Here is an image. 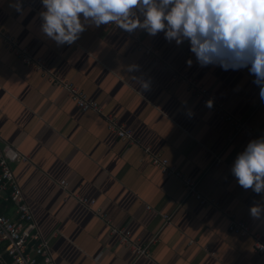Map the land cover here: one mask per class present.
<instances>
[{
    "label": "crops",
    "instance_id": "1",
    "mask_svg": "<svg viewBox=\"0 0 264 264\" xmlns=\"http://www.w3.org/2000/svg\"><path fill=\"white\" fill-rule=\"evenodd\" d=\"M22 6L31 9L23 19L9 0H0V28L141 141L121 140L103 114L82 111L62 86L22 63L0 39V137L29 157L15 165V176L56 264H264L251 237L228 230L234 214L254 232H264V223L248 214L260 198L237 186L229 173L236 153L251 138L234 137L233 127L174 76H195L261 135L264 103L247 71L200 68L187 43L178 48L162 33L129 37L108 25L87 30L71 47L56 48L37 38L39 20L33 17L39 0H23ZM138 41L153 44L165 67L139 51ZM132 63L140 66L136 76L151 79V91L141 92L140 81L123 70ZM182 99L193 108V118L184 114ZM145 147L198 181L201 193L218 205L189 197L179 179L152 164ZM217 156L223 159L219 166ZM78 197L94 200V207ZM5 211L16 216L12 205ZM112 227L128 229L134 244H120ZM149 243V254L138 257L135 245Z\"/></svg>",
    "mask_w": 264,
    "mask_h": 264
},
{
    "label": "clouds",
    "instance_id": "2",
    "mask_svg": "<svg viewBox=\"0 0 264 264\" xmlns=\"http://www.w3.org/2000/svg\"><path fill=\"white\" fill-rule=\"evenodd\" d=\"M39 4L33 22L39 20L37 38L46 44L71 47L87 30L109 24L129 37L162 33L168 44L179 48L187 43L200 68L246 70L264 103V0H39ZM22 5L23 0H9L21 19L31 11ZM194 61L188 58L187 67ZM123 70L140 81L141 92L151 91V79L135 75L138 64L124 65ZM180 103L184 114L193 118L188 100ZM214 103L209 97L204 106L211 110ZM229 173L237 186L260 198L249 205L248 214L264 223V134L249 139L236 153Z\"/></svg>",
    "mask_w": 264,
    "mask_h": 264
},
{
    "label": "built area",
    "instance_id": "3",
    "mask_svg": "<svg viewBox=\"0 0 264 264\" xmlns=\"http://www.w3.org/2000/svg\"><path fill=\"white\" fill-rule=\"evenodd\" d=\"M108 27L120 31L113 24H109ZM0 39L22 63L48 75L53 82L62 86L82 111H93L103 114L108 121L110 129L121 140L133 145L141 143L131 129L122 125L113 115L104 113L100 104L91 99L84 90L80 89L75 83L56 76L44 59L32 55L27 47H23L18 40L1 28ZM136 44H138L137 48L139 51L154 60L155 66L165 67L163 61L158 57L156 47L153 44L139 41ZM174 76L179 82L185 83L192 94L203 105L204 101L209 97L214 98L215 103L211 111L222 121L229 123L233 127L234 137L254 138L258 136L254 127L250 125L248 118L233 114L228 109L227 103L201 84L195 76L187 72H175ZM234 137L230 138V140ZM145 151L149 154L152 164L162 174L173 176L183 183L189 197L195 198L201 204L218 205L216 201L206 198L201 193L198 181L185 176L168 158L154 153L151 147H145ZM28 160L29 157L23 154L18 147L2 141L0 137V264H56L50 241L43 235L15 176V165ZM222 161L221 156H217L215 165L219 166ZM61 184L63 187L68 186L66 181H62ZM78 198L88 207L92 208L95 205L94 200L83 197ZM9 205L15 207V217L5 211ZM96 212H100V209H97ZM165 218L170 223L171 217L165 215ZM228 230L242 237H251L255 251L264 257V232H254L246 221L239 219L234 214L229 215ZM111 232L118 236L120 244L128 246L134 244L131 240V232L128 229L112 227ZM155 241L156 239H153L150 243ZM150 243L146 247L135 245L138 257L149 254Z\"/></svg>",
    "mask_w": 264,
    "mask_h": 264
}]
</instances>
